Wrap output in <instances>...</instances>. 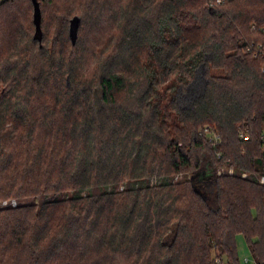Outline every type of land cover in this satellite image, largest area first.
I'll list each match as a JSON object with an SVG mask.
<instances>
[{"label":"trees","instance_id":"trees-1","mask_svg":"<svg viewBox=\"0 0 264 264\" xmlns=\"http://www.w3.org/2000/svg\"><path fill=\"white\" fill-rule=\"evenodd\" d=\"M38 1L41 32L33 0L0 1V197L73 194L0 209V264H216L215 247L240 264L239 233L264 264V55L248 50L264 42V0H47L65 36L50 47ZM86 25L101 40L93 76ZM19 125L22 168L8 151ZM205 159L237 173L198 182Z\"/></svg>","mask_w":264,"mask_h":264},{"label":"rangeland","instance_id":"rangeland-1","mask_svg":"<svg viewBox=\"0 0 264 264\" xmlns=\"http://www.w3.org/2000/svg\"><path fill=\"white\" fill-rule=\"evenodd\" d=\"M2 1V0H0ZM42 5V9H43V28L45 30L46 33V38L44 39V43L47 47H50L54 42H55V38H63L65 37L64 35L61 36L59 31V25L57 23V21L53 18V4H50L47 0H44L41 2ZM31 10H29L28 12V20H23V24L25 26H27V24H29L28 27V31H30L29 36L31 38H33V34H34V30L35 27L33 25V5H31ZM74 16V15H72ZM71 16V18H72ZM70 21H68L67 25V32L65 33V35L67 36V38H69V26ZM8 25V24H7ZM5 25V28L6 26ZM20 26H11L10 24L8 25V28H19ZM93 27L86 25L85 26V31L83 33V39H85L83 41V43L81 44V50L84 52L85 56H86V74H88L89 76H93L94 74V69L96 68V66L98 65V61H93L92 57L94 58V53L92 52L91 48H97L98 46H100V38L98 37V35L96 34L95 31H93ZM116 30L114 29V32ZM113 30H108L104 32V38L105 39H110V36L112 34ZM65 39V38H63ZM62 39V40H63ZM70 39V38H69ZM99 48V47H98ZM94 63H93V62ZM92 62V64H91ZM216 70H212V73H215ZM202 72L198 73V79H197V83H195L193 86V90L198 91L201 87V82H202ZM174 77V76H172ZM176 77V76H175ZM38 106V104H36L35 106H31L33 109H35V107ZM9 124L7 123V127H9V125H11V122L8 121ZM24 126H20L19 125V129H14L15 133H16V137L14 139V143L8 147V151L13 152L14 158L17 161V164H19L18 168H22L21 164H24L25 161L27 160V155L25 152V149L21 146V141L23 143V138H25L24 133L22 132V130H24ZM35 140L33 142V147H32V152H33V156H37L38 158V151H37V147L40 145L41 141H42V137L38 135V133H35ZM223 166H229V165H221L218 167H215V165H213L210 161L208 160H204L203 162V167L201 168V170H199L197 173H195V175L193 176L195 178L196 181H201L204 180L206 178H212L215 177L216 172L215 170H217V168L223 167ZM44 167V166H43ZM183 173V178L180 179L178 182H182L185 181L187 179V176L190 177L191 173L188 172H182ZM224 173H222L223 175ZM221 175V174H220ZM228 175H232V174H228ZM172 176V177H171ZM169 178V180L171 181L173 179V175H171ZM175 183L177 181L172 180ZM20 182L17 181V186H19ZM122 185H119V190L122 189ZM73 194V192L71 191H67V189L64 190H60V191H55V192H51V193H47V195L45 196L44 194H38V195H31L28 197H18L15 195H10V196H2L0 197V209L3 208H16L19 207L20 205H27V204H37V203H41L43 200H53L55 198H61V199H66L69 198V196H71ZM236 245H237V251H238V255H239V259H240V264H256L257 262H255V259L249 249L248 246V241L246 236L243 233H239L236 236ZM213 253V258L215 260L216 264H229V261L227 259V257L225 255H221L220 250H218L217 247H215L212 251Z\"/></svg>","mask_w":264,"mask_h":264},{"label":"built area","instance_id":"built-area-1","mask_svg":"<svg viewBox=\"0 0 264 264\" xmlns=\"http://www.w3.org/2000/svg\"><path fill=\"white\" fill-rule=\"evenodd\" d=\"M221 2V0H217V1H211L210 5L212 4L213 5H216V4H219ZM253 27H255V25H253ZM248 50L249 51H252L254 56H260V55H264V42H254L251 43L249 46H248ZM204 132L207 133V136L209 137L210 141H212L214 144L218 143V140H219V136L217 135L216 132H213L209 127H206L204 128ZM241 136L243 138H246L247 137V134L242 132L241 133ZM264 139V136L262 137ZM216 174H236L237 171H236V168L234 166H223V167H220V168H217V170H215ZM242 176L245 177V176H248V173L247 172H243L242 173ZM181 178H183V174H176L174 176V180L175 181H178L180 180ZM260 181L262 183H264V175H261L260 176ZM152 182H154V180H152Z\"/></svg>","mask_w":264,"mask_h":264},{"label":"water","instance_id":"water-1","mask_svg":"<svg viewBox=\"0 0 264 264\" xmlns=\"http://www.w3.org/2000/svg\"><path fill=\"white\" fill-rule=\"evenodd\" d=\"M33 3L35 5V21H36V24H37V31L38 32H41V27H40V7H39V1L38 0H33ZM80 17L76 16L72 19L71 21V26H70V35H71V38H72V42L73 44L76 43L77 41V37H78V29H79V25L80 24ZM197 173V172H196ZM195 173L191 176L192 179H194V176Z\"/></svg>","mask_w":264,"mask_h":264}]
</instances>
